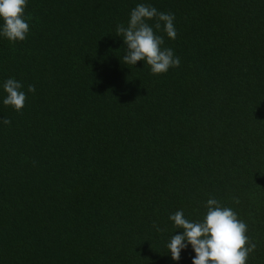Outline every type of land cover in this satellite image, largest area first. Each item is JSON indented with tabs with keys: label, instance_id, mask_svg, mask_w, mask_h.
I'll list each match as a JSON object with an SVG mask.
<instances>
[{
	"label": "trees",
	"instance_id": "1",
	"mask_svg": "<svg viewBox=\"0 0 264 264\" xmlns=\"http://www.w3.org/2000/svg\"><path fill=\"white\" fill-rule=\"evenodd\" d=\"M140 2L175 16L166 74L122 62L115 28ZM25 14L24 41L0 38V82L36 89L19 113L0 102V264H191V246L168 253L182 231L168 216L201 219L209 197L264 264V0H28Z\"/></svg>",
	"mask_w": 264,
	"mask_h": 264
},
{
	"label": "clouds",
	"instance_id": "2",
	"mask_svg": "<svg viewBox=\"0 0 264 264\" xmlns=\"http://www.w3.org/2000/svg\"><path fill=\"white\" fill-rule=\"evenodd\" d=\"M27 5L28 0H0V38L12 43L27 38L30 33L29 17L25 14ZM174 21L172 13L159 11L147 2L137 3L129 12L127 24H117L115 28V34L125 45L122 62L135 67L137 62L143 61L154 75L178 68L179 56L165 45V37L169 40L177 37ZM35 91L33 85H27L25 90L21 81L9 77L0 82L3 94L0 102L19 113L25 108L28 94ZM10 124L8 118L0 119V125ZM204 207L206 212L198 220L186 218L181 210L168 216L172 226L182 230L171 235L166 244L171 259L179 262L182 251L191 246L194 253L191 264H247L256 244L247 235L246 222L214 197H209ZM153 227L161 230L156 224Z\"/></svg>",
	"mask_w": 264,
	"mask_h": 264
}]
</instances>
